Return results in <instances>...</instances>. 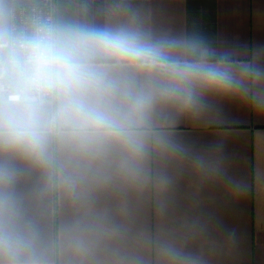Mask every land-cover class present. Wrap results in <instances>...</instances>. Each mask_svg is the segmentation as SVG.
Instances as JSON below:
<instances>
[{
	"label": "clouds",
	"instance_id": "clouds-1",
	"mask_svg": "<svg viewBox=\"0 0 264 264\" xmlns=\"http://www.w3.org/2000/svg\"><path fill=\"white\" fill-rule=\"evenodd\" d=\"M86 7L0 0V264H148L95 193L146 183L152 154L175 150L157 128L163 109L191 112L203 92L246 95L243 78L261 75L154 39L134 17L89 23ZM33 175L26 195L18 186ZM57 202L73 215L53 229ZM158 254L184 259L166 245Z\"/></svg>",
	"mask_w": 264,
	"mask_h": 264
},
{
	"label": "crops",
	"instance_id": "crops-1",
	"mask_svg": "<svg viewBox=\"0 0 264 264\" xmlns=\"http://www.w3.org/2000/svg\"><path fill=\"white\" fill-rule=\"evenodd\" d=\"M86 4L84 19L114 25L135 18L154 39L194 43L241 76L253 66L258 79L244 77L249 92H203L196 108H165L159 132L174 151L153 153L149 179L140 186L95 193L96 208L126 231L148 264H264V0H55ZM229 59L219 61V57ZM192 58V57H188ZM33 175L18 188L31 192ZM53 229L73 215L51 205ZM161 245L184 258L172 262Z\"/></svg>",
	"mask_w": 264,
	"mask_h": 264
},
{
	"label": "built area",
	"instance_id": "built-area-1",
	"mask_svg": "<svg viewBox=\"0 0 264 264\" xmlns=\"http://www.w3.org/2000/svg\"><path fill=\"white\" fill-rule=\"evenodd\" d=\"M53 3L56 4V3H55V0H53Z\"/></svg>",
	"mask_w": 264,
	"mask_h": 264
}]
</instances>
